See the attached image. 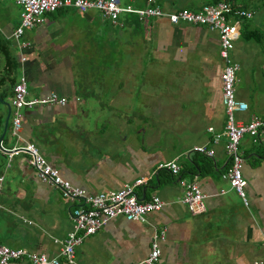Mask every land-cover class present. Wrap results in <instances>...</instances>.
<instances>
[{"label":"crops","instance_id":"crops-1","mask_svg":"<svg viewBox=\"0 0 264 264\" xmlns=\"http://www.w3.org/2000/svg\"><path fill=\"white\" fill-rule=\"evenodd\" d=\"M156 4L166 12L199 10L206 0ZM246 9L253 17L233 19L239 36L229 51L239 65L234 91L247 105L246 111L236 113L243 121L264 115V11L252 5ZM134 15L119 16L113 23L94 10L47 13L43 23L25 31L22 39L31 46L21 62L22 51L12 36L19 8L0 0V99L11 103L12 85L22 74L27 98L50 92L67 98L65 106L23 108L17 135L12 134L10 115L1 145L34 143L64 179L89 194L148 177L147 185L136 190L139 199L157 195L165 202L145 221L121 216L108 221L77 246L75 264H145L154 227L166 229L159 264L263 260L264 127L258 137L245 134L239 142L248 206L222 177L229 166L226 137L212 142L227 118L218 33L202 25ZM6 113L0 103V135ZM197 145L213 148L214 156L196 152ZM28 158L27 153H15L7 166V154L0 150V244L54 257L72 230L77 201L43 183ZM170 162L180 167L178 174L159 168ZM191 182L204 195L200 214L180 202ZM8 264L31 263L18 259Z\"/></svg>","mask_w":264,"mask_h":264},{"label":"built area","instance_id":"built-area-1","mask_svg":"<svg viewBox=\"0 0 264 264\" xmlns=\"http://www.w3.org/2000/svg\"><path fill=\"white\" fill-rule=\"evenodd\" d=\"M19 6V21L12 36L18 42L22 51L20 61L26 60L24 50L31 46V42L23 40L25 31L33 29L44 21V15L59 9L73 8L79 12L94 10L102 17L116 23L119 16L135 14L142 18H165L170 24L189 23L205 26L210 31H216L220 38L219 56L224 62L221 72V100L227 116L222 133H214L212 142L217 143L224 135L226 141L224 150L229 162L228 168L222 177L231 188L242 198L243 204L248 206L249 201L245 193L246 180L242 174L243 158L239 152V142L245 135L254 138L259 136L264 127V115L252 116L250 120L236 119V113L244 112L247 105L236 98L234 85L239 65L231 60L229 51L234 40L239 36V30L234 18L253 17L252 10L233 5L232 0H218L215 3L204 4L199 10L180 9L166 12L156 0H145V5L136 7L124 4L122 0H9ZM27 78L22 74L13 85L11 98L12 134L17 135L23 118L22 109L36 104L65 106L67 98L56 92L46 95L27 98ZM77 99V98H76ZM212 127L208 131L212 132ZM3 147V146H2ZM7 154V166L13 154L24 152L29 155L28 163L36 171L38 178L45 184L58 189L65 199L75 200L77 204L72 211L73 227L66 238L61 241L59 254L48 257L44 253H36L25 248H11L0 244V264H8L12 260L26 259L31 264H75L76 248L86 237L94 234L98 229L115 217H123L127 221H145L148 213L159 211L165 202L157 195L148 200H141L137 195V188L147 185L148 177H139L117 190L103 191L95 194L87 193L83 188L64 179L59 170L48 163L32 142L19 143L11 148H4ZM194 150L208 157L214 156V149L205 145H197ZM159 168L166 169L172 174H178L180 167L175 162L160 163ZM3 175L0 173V193L2 190ZM204 195L196 182L185 185L181 203L187 204L193 214H200L205 210ZM166 229L154 227L150 241V251L144 260L145 264H159L161 253L160 242L165 240ZM255 264H264V259Z\"/></svg>","mask_w":264,"mask_h":264},{"label":"water","instance_id":"water-1","mask_svg":"<svg viewBox=\"0 0 264 264\" xmlns=\"http://www.w3.org/2000/svg\"><path fill=\"white\" fill-rule=\"evenodd\" d=\"M0 103L5 105L6 109H7L6 117H5L4 124H3L2 133L0 135V150H2L4 152L6 150L3 149L1 142H2V139L5 136V134L7 133L8 123H9V119H10V115H11V103L7 100H4V99H0Z\"/></svg>","mask_w":264,"mask_h":264},{"label":"trees","instance_id":"trees-1","mask_svg":"<svg viewBox=\"0 0 264 264\" xmlns=\"http://www.w3.org/2000/svg\"><path fill=\"white\" fill-rule=\"evenodd\" d=\"M131 1H133V5L134 6H142L144 3L141 1V0H131ZM218 0H206V4H211V3H215V2H217ZM253 1H256V0H232V2H234L233 3V5H236L237 3H240L242 6H244L245 8H247V6L249 5H251L252 4V2ZM258 1V0H257ZM123 2L125 3L126 2V4H129L128 2V0H123ZM134 17H135V15H134ZM137 18V17H136ZM17 26V25H16ZM16 82V81H15ZM14 82V83H15ZM14 83H13V85H14ZM12 85V86H13Z\"/></svg>","mask_w":264,"mask_h":264},{"label":"rangeland","instance_id":"rangeland-1","mask_svg":"<svg viewBox=\"0 0 264 264\" xmlns=\"http://www.w3.org/2000/svg\"><path fill=\"white\" fill-rule=\"evenodd\" d=\"M4 3H11L13 5V9H18L19 8V6H17L16 4H14L13 2H11L9 0H4ZM251 5L259 7V9L261 11H264V0L253 1ZM19 74H20L19 69L18 68L15 69L13 75L17 77V76H20ZM161 75H164V71L161 72ZM0 163H1V161H0Z\"/></svg>","mask_w":264,"mask_h":264}]
</instances>
